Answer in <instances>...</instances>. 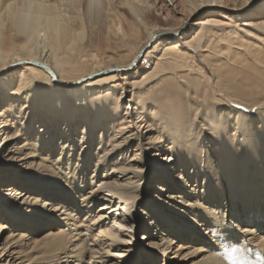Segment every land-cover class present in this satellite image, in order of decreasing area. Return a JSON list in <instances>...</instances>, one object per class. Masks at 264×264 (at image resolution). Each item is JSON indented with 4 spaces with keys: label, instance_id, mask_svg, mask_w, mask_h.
Returning a JSON list of instances; mask_svg holds the SVG:
<instances>
[{
    "label": "bare ground",
    "instance_id": "obj_1",
    "mask_svg": "<svg viewBox=\"0 0 264 264\" xmlns=\"http://www.w3.org/2000/svg\"><path fill=\"white\" fill-rule=\"evenodd\" d=\"M20 1L0 0V264H264L259 0H47L40 29Z\"/></svg>",
    "mask_w": 264,
    "mask_h": 264
},
{
    "label": "rangeland",
    "instance_id": "obj_2",
    "mask_svg": "<svg viewBox=\"0 0 264 264\" xmlns=\"http://www.w3.org/2000/svg\"><path fill=\"white\" fill-rule=\"evenodd\" d=\"M136 1L134 0V2H136ZM159 1H162L161 3L163 5H164V3H166V2H164V0H157V4L160 6L162 4L159 3ZM46 2H47V0H21L19 2L18 6L19 5L20 6H19L18 11H19V15L22 19V22H23V25L25 26V28H29L30 25H34L33 23H35V21L37 22V25H36L37 28L38 29L41 28L43 22L45 21L46 14H47ZM263 4H264V0H259L257 6L249 7L246 9V11H243L242 13L243 14L247 13L246 15H248L251 12V13H253V17H254L257 14L263 13L262 12V11H264ZM73 6H74V1L64 0L62 8L63 9L69 8L70 10H72ZM120 7H127V6L122 5ZM209 11H210V9H205L200 15L196 16L192 22L193 23L196 22L199 18L203 17L201 15H203L204 13H207ZM162 18H164V17L162 16ZM248 18H250V17H248ZM192 27H193L192 25L188 26V28H187V30H185V32L192 29ZM239 27H240V25H239ZM150 66H151V60L148 58H143L139 61L138 66L136 68H139L142 72H145L147 69H149ZM123 111L121 110V114L123 113ZM130 154L132 155V151ZM130 154H129V156H130ZM142 235H143L142 232L138 233L139 238H141Z\"/></svg>",
    "mask_w": 264,
    "mask_h": 264
},
{
    "label": "water",
    "instance_id": "obj_3",
    "mask_svg": "<svg viewBox=\"0 0 264 264\" xmlns=\"http://www.w3.org/2000/svg\"><path fill=\"white\" fill-rule=\"evenodd\" d=\"M51 73H52V76H53L54 78H56L55 74H54L53 72H51Z\"/></svg>",
    "mask_w": 264,
    "mask_h": 264
},
{
    "label": "snow or ice",
    "instance_id": "obj_4",
    "mask_svg": "<svg viewBox=\"0 0 264 264\" xmlns=\"http://www.w3.org/2000/svg\"><path fill=\"white\" fill-rule=\"evenodd\" d=\"M245 2H247V0H245Z\"/></svg>",
    "mask_w": 264,
    "mask_h": 264
}]
</instances>
